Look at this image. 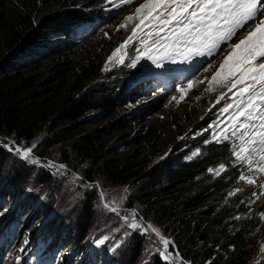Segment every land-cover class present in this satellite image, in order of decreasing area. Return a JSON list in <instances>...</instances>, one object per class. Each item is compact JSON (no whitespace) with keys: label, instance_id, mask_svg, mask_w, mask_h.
<instances>
[{"label":"trees","instance_id":"1","mask_svg":"<svg viewBox=\"0 0 264 264\" xmlns=\"http://www.w3.org/2000/svg\"><path fill=\"white\" fill-rule=\"evenodd\" d=\"M110 5L109 0H0V143L14 141L21 147L42 143V149H34V153L50 157L54 145L69 142L76 157L87 162L81 171L83 177L89 183L99 185L85 189V199L77 203L79 212L75 213V225L70 216L74 208L69 211V204L62 206L60 211L53 206V197L48 204L40 205L28 200L13 212L12 225L4 236L24 224L29 225L27 234L33 228L32 234L46 219L48 211L56 209L61 213L49 216L38 244L49 243L50 237L44 236H52L55 231L73 232V237L69 238L72 242L61 244L72 249L75 240L86 242L88 235H94L89 231L96 224L100 189L118 187L127 189L124 206L135 209L145 223H151L174 241L169 245V251H178L182 258L176 264H257V260L264 264V259H260V245L264 242V219L260 213L264 212V197L255 199L251 194L258 192V187L237 182L241 169L239 165H232V150L233 144L238 142L233 139L216 141L208 130L202 131L203 125L214 120L207 116L198 133L192 130L193 135H186L185 147L181 145L183 141L171 149L168 147L176 134L183 133L200 118L203 104L195 103L187 108L175 128L168 127L147 135L140 145H131L121 152L93 149L92 142L99 135L93 133L71 139L72 131L62 127L86 113L108 110L115 105L110 99L115 86L110 80L101 79L102 69L108 56L124 42L129 32L124 28L116 29L97 49L94 48L97 44L92 42L84 45L90 51L85 59L80 55L81 49H77L65 61L68 63L66 70L61 69L64 61L57 58L55 49L57 44L63 48L65 42H71L64 37L58 38L67 35L70 26L93 17L106 19L115 9ZM120 6L121 3L116 7ZM166 151L161 160H155ZM5 152L0 146V199L3 201L11 190L5 184L13 183L16 185L12 191L21 192L18 196L30 190L26 195L36 200L40 190L27 187L21 181L20 173L28 174L23 166L25 161L23 165L17 163L16 171L6 169ZM71 155L72 152L64 148L58 160L72 165ZM220 163L227 165V170L220 176L208 172ZM32 174H35L32 179L37 186L46 188L53 183V174L44 168L36 172L33 167L28 177ZM235 187L244 190L229 197L228 192ZM249 199L255 202L249 203ZM33 206H37V214L20 225L21 218H30L28 214L33 212ZM237 216L240 219L234 218ZM4 225L5 222L1 228ZM49 228L52 234L44 232ZM101 232L94 236L101 238L97 236ZM151 238L162 247L155 234H151ZM148 242V235L133 232L126 252L116 262L172 264L164 261L156 251L142 261ZM107 246L103 244V250Z\"/></svg>","mask_w":264,"mask_h":264},{"label":"rangeland","instance_id":"2","mask_svg":"<svg viewBox=\"0 0 264 264\" xmlns=\"http://www.w3.org/2000/svg\"><path fill=\"white\" fill-rule=\"evenodd\" d=\"M143 2L144 0H134L132 4H122V6L112 11L106 19L90 20L88 29L82 31L78 36L69 35L75 40V42H65L63 47L64 49L57 44L55 47L56 53L58 54L57 58L61 59L60 61H64L61 62L63 64L60 66L61 69H67L68 63L65 64V61L69 60L70 55H74L75 52L78 51L77 49H81L80 52H82V54L80 55H82V59H85L90 54L89 48H84V45L92 42L97 44L94 48H99L101 41L118 29L119 25L124 22L125 17L134 13L135 8ZM118 4H120V0H112L110 6L115 7ZM137 22L138 21L129 22L128 26L124 28L127 32H129V35L131 34L133 24ZM105 33H107V35H105ZM61 37L67 36L63 35L58 38ZM64 39L67 40L70 38ZM59 42L63 41L59 40ZM74 46L76 47L74 48ZM139 48V41L134 38L133 42H130L124 49L121 50L120 53L113 57L111 61H109L108 58L112 56L115 50L108 56L102 69L101 79L105 78L104 81L110 80L113 86H115L112 94L110 95V99H112L115 105L113 108L108 110L91 111L80 116L76 120H73L69 124H63L62 127L68 128L72 131L71 139L81 138L86 134L94 133L99 135V138L92 142L93 149H112V152L125 151L131 145H140L142 142L141 140L145 141L147 139V135L157 134L159 130H164L168 127L175 128L176 122L181 120L184 111L195 103L203 104L204 106V111L200 114V118L198 120L196 119L191 125H189L183 133L176 134L175 139L169 143L168 147L171 149L176 143L181 141H183V143H181L182 147H185L186 144L184 141L186 135H193L192 130H195L198 133L200 125L204 122V118L207 116L214 117V120L203 125L202 131L208 130L211 136L214 134L218 135L221 130L226 127L228 117L233 111L229 110V113H222L220 110L227 103H232L234 101L235 97L233 93L236 92V90L234 89L230 92L227 87H220L218 85H213V90L211 91H209L208 88L210 78L219 67V64L223 60L224 56L227 55V50L217 52L213 56L205 55L203 57H192L189 60H184L180 56H174L171 59L162 58L160 53L154 52L153 55L156 56L157 59L150 60L147 56L139 59L137 58V49ZM120 56H124V63L119 62ZM209 63H211L212 67L205 72L204 68ZM158 64L160 66H158ZM181 64H196L197 71L187 77L184 81L180 82V84L174 86L170 85L169 89H164L159 85L149 84L145 79L147 74L159 73L160 71L180 66ZM77 66L78 65L75 64V68H77ZM136 68L141 69L138 72H135ZM35 78L40 79L38 76H35ZM189 79L202 82H197L191 90L184 93V99L181 100L180 87L181 85H186ZM35 81L36 80H34V83ZM98 81H100V79ZM163 85L167 87V83H165V81ZM221 93L224 94L225 98L219 100V103H217V98L221 95ZM173 97H176V100H173ZM210 125H212V127H209ZM227 135L231 136V133L229 132ZM232 139L237 141L234 137ZM16 145L21 147L18 144ZM37 145L36 149L41 150L42 143ZM0 146H2L1 143ZM64 148H67L72 152V165L58 160V157ZM5 151V153H7L5 157V168L11 171H16L17 163L22 164L24 160L18 158L14 152H10L6 148ZM168 151L164 153L162 152L155 160H161ZM50 152L52 154L50 157H42L36 155L35 153L34 156L38 157L41 160V163L52 161L57 165L64 164L67 166L66 169L63 170L61 174H57L55 169H49L47 167H41L40 165H34L31 163L29 164L26 161L24 165L22 164L28 170V174L20 173L23 185L38 188L40 190V193L38 194L39 197L36 200H33L31 196H27V191L29 192L30 190L24 191L26 193L18 196L21 192L16 190L12 191L16 184L6 183L5 187H9L11 190L7 192L6 198L3 199V201L1 200L2 198L0 199V236L2 232L11 227V221L14 219L13 212L18 211L28 200L35 202V205H40L43 202L44 204H48L47 202H50V197H53V200H55V205L53 206H57V209H60V211L62 206L69 204V211H72L74 208L73 214L71 213L70 216H72L74 225L76 224L77 215L75 213L76 211L77 213L79 212V208H76L77 203L80 199L84 200L86 197L85 188H83L82 185L84 183H89L81 173L82 169L87 166V162L81 160L80 157H76L69 142H65L63 145H54ZM33 167L36 172L40 168H44L51 172L53 174V183L48 185L46 188L35 185L32 179L35 174L28 177L31 170H33ZM77 176L82 179L76 180L75 178ZM39 184L42 185V183ZM103 192L105 193V201L115 199L120 205L121 210L119 214L108 211L103 207V201L100 198L95 217L96 224L93 225L89 232L96 235L97 232L102 231L101 234L97 236H109V239L105 242L108 245L107 248L103 250L102 245H97L95 243V240L100 238H97L94 235H88L86 242L83 241L78 243V241L75 240L72 249H70L69 245L63 246L61 244L63 242L70 244L72 241L69 238H72L74 233L55 231L52 236H44V238L50 237V242L47 243V247L55 246L56 250L59 251L60 255L54 254L56 259L55 264H118L116 260H118L120 256L124 255L129 245L131 235L128 238H124L123 233L125 230L131 233L133 232L131 229L127 228V225H124L121 217L124 215H130L131 211L135 209L124 206L127 200V198H123L126 197L124 190H120L116 187L106 189ZM31 193L35 194L32 191ZM89 193L92 192L89 191ZM94 198L95 195L91 199L93 202L95 201ZM59 213L61 212L56 209L54 211L53 209H50L48 214L45 216L46 219H44L43 222L36 227L35 232L32 234L31 231H33V228L27 234L29 225L25 226L24 224L22 227H19L18 225V228L15 229L14 232H11L12 237L9 239L11 244L8 248L0 249V253L3 254L0 259V264H16L18 260L17 257H19V260L22 261V259L28 255V252H31L34 249L35 243H38L40 233L45 229L49 216H59ZM36 214L37 206H33V212L28 214L30 218H21L20 225L26 223ZM3 222H5V225L1 228V224ZM117 228H119L120 231H116ZM44 232L52 234L53 231L49 228ZM25 241H27V243H25ZM121 241H123V243H121ZM40 244L45 245L44 242H41ZM158 245L159 243L156 239H149L142 261L151 255ZM61 246L62 248L60 249ZM21 248L24 249L23 252L20 251Z\"/></svg>","mask_w":264,"mask_h":264},{"label":"snow or ice","instance_id":"3","mask_svg":"<svg viewBox=\"0 0 264 264\" xmlns=\"http://www.w3.org/2000/svg\"><path fill=\"white\" fill-rule=\"evenodd\" d=\"M133 2L134 0H120L124 5ZM132 21L138 22L133 24L131 34L108 58L109 61L133 42L134 38L140 44L137 49L138 59L147 56L150 60H156L157 57L153 55L155 52L160 53L162 58L180 56L189 60L192 57L213 56L227 50V55L210 78L208 90H213V85L227 87L230 92L235 89V99L221 108L222 113L233 111L226 127L218 135L214 134L213 140L236 138L238 143L233 144L232 165H239L241 169L237 182L258 187L259 191L251 194L255 199L264 197V0H144L135 8L134 13L125 17L119 28H126ZM119 62L124 63V56L119 57ZM211 67L209 63L204 71L207 72ZM197 82L202 81L189 79L186 85H181V100L184 99L183 94ZM224 98L221 93L217 103ZM172 99L176 100V97ZM229 132L231 136L227 135ZM208 142L210 141H206ZM2 146L28 163L55 169L57 174H61L67 167L52 161L41 163L34 156V149L38 146L36 143L30 147H19L13 141ZM226 170L227 165L220 163L215 169L209 168L208 172L220 176ZM75 179L82 178L77 176ZM82 187L90 189L98 188L99 185L84 183ZM243 190V187H235L228 192V196H235ZM124 191L127 192V189ZM99 195L105 209L119 214L120 205L115 199L105 201L103 191ZM254 202L249 199V203ZM136 216L137 213L133 210L130 215H124L121 219L132 232L148 235L149 239L151 234H155L162 246L156 247L155 251L164 261L176 264L177 260H182L178 251H169V245L174 244V241L164 236L151 223L140 222ZM260 216L264 219V212ZM234 218L240 219L239 216ZM116 231L120 229L117 228ZM131 234L125 230L123 236L128 238ZM108 239L109 236L106 235L95 240V243L103 245ZM20 251L23 252L24 249L21 248ZM260 252V259H264V242L260 245ZM257 264H260L259 260Z\"/></svg>","mask_w":264,"mask_h":264},{"label":"clouds","instance_id":"4","mask_svg":"<svg viewBox=\"0 0 264 264\" xmlns=\"http://www.w3.org/2000/svg\"><path fill=\"white\" fill-rule=\"evenodd\" d=\"M88 23H90V22H88ZM80 32H81V30L78 27H75V28L71 27L70 30H69V33L67 35H65L67 37H64V38H70L71 42H75V40L73 38H71L69 35L78 36L80 34ZM140 69L141 68H136L135 72H138Z\"/></svg>","mask_w":264,"mask_h":264},{"label":"water","instance_id":"5","mask_svg":"<svg viewBox=\"0 0 264 264\" xmlns=\"http://www.w3.org/2000/svg\"><path fill=\"white\" fill-rule=\"evenodd\" d=\"M30 164V163H29ZM133 211V210H132ZM132 211H131V213H132ZM136 212V211H135ZM130 213V214H131ZM137 213V212H136ZM136 218L140 221V222H142V223H145L142 219H141V217L138 215V213H137V216H136ZM134 233H137V232H134Z\"/></svg>","mask_w":264,"mask_h":264},{"label":"bare ground","instance_id":"6","mask_svg":"<svg viewBox=\"0 0 264 264\" xmlns=\"http://www.w3.org/2000/svg\"><path fill=\"white\" fill-rule=\"evenodd\" d=\"M128 89V88H127ZM48 245V244H47Z\"/></svg>","mask_w":264,"mask_h":264}]
</instances>
